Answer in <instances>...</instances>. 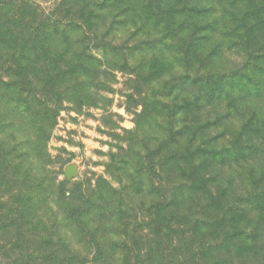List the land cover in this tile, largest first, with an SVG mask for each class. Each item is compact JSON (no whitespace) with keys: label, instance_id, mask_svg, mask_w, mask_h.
<instances>
[{"label":"rangeland","instance_id":"obj_1","mask_svg":"<svg viewBox=\"0 0 264 264\" xmlns=\"http://www.w3.org/2000/svg\"><path fill=\"white\" fill-rule=\"evenodd\" d=\"M224 3L0 0V264L215 258L264 198V0Z\"/></svg>","mask_w":264,"mask_h":264},{"label":"trees","instance_id":"obj_2","mask_svg":"<svg viewBox=\"0 0 264 264\" xmlns=\"http://www.w3.org/2000/svg\"><path fill=\"white\" fill-rule=\"evenodd\" d=\"M213 4L216 7L218 13L222 11V7L231 5L225 4L224 0H213ZM192 8L196 9L195 6ZM263 83L264 79L262 81V84ZM221 91L222 88H218L211 96L216 98L218 97L217 94H221ZM259 91H261V93L264 92V84L263 86L261 85ZM257 133L258 135L264 134L261 131H258ZM257 151V148H254L250 145L235 144L232 146L230 145L220 152L193 148V152H196L195 154L203 153L209 156L212 160H216L220 164L230 160L228 158H231L234 161L238 159H244L247 153H249L247 154V157L251 155H257ZM80 196L82 199H85L84 194L81 191ZM244 205V207H238L232 210V214L228 220V223L234 225V227H231L230 231H227L222 238H215L216 241L214 240L209 246L211 254L215 255V258H213L209 264H264V232L260 233L258 230L246 231L243 227H236V225L241 223L242 220L245 219L246 215L250 212L254 211L257 215H264V198L262 199V202L261 200L250 199L246 201ZM225 223L226 222L222 221V219H219L215 222H204V225L212 228V230L215 231L216 229L222 227V225Z\"/></svg>","mask_w":264,"mask_h":264}]
</instances>
